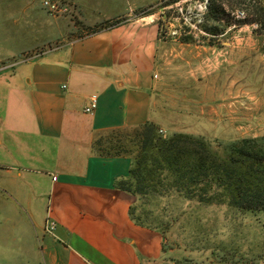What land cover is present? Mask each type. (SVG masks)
Masks as SVG:
<instances>
[{
    "label": "crops",
    "instance_id": "obj_1",
    "mask_svg": "<svg viewBox=\"0 0 264 264\" xmlns=\"http://www.w3.org/2000/svg\"><path fill=\"white\" fill-rule=\"evenodd\" d=\"M72 2L90 25L118 16L104 12L115 0ZM137 17L0 68V256L11 255L13 224L25 249L35 239L26 230L38 233L33 264H158L165 256L162 231L132 219L135 197L117 185L130 158L91 149L109 129L156 124L157 29ZM92 93L97 106L87 113ZM202 126L194 134L215 135Z\"/></svg>",
    "mask_w": 264,
    "mask_h": 264
},
{
    "label": "rangeland",
    "instance_id": "obj_2",
    "mask_svg": "<svg viewBox=\"0 0 264 264\" xmlns=\"http://www.w3.org/2000/svg\"><path fill=\"white\" fill-rule=\"evenodd\" d=\"M53 1L66 9L51 15L41 0H0V8L10 10L8 15L5 10L0 15V68H13L18 61L58 47L68 38L88 34L83 26L92 22L78 15L72 0ZM160 1L115 0L116 6L104 12H118L119 23L138 16L139 22L157 29L154 21L164 11L157 7ZM242 1L238 10L246 11L248 2L264 5V0ZM205 4L181 0L174 8L183 22L175 16L159 34L156 31L152 111L158 132L194 134L203 124L208 129L214 127L215 135L206 137L212 141L264 134V27L243 24L219 37V45L210 46L204 33L196 30ZM152 9L154 13L138 15ZM179 31L193 33L194 40L181 42ZM134 213L164 232L167 251L158 264H263V211L206 204L169 189L161 195L139 197ZM47 223L45 220L44 228ZM13 226L15 230L13 227L9 232L11 255L0 256V264H33L38 233L26 230L35 239L32 245L29 239L25 249L14 238L22 234L18 232L20 225Z\"/></svg>",
    "mask_w": 264,
    "mask_h": 264
},
{
    "label": "trees",
    "instance_id": "obj_3",
    "mask_svg": "<svg viewBox=\"0 0 264 264\" xmlns=\"http://www.w3.org/2000/svg\"><path fill=\"white\" fill-rule=\"evenodd\" d=\"M180 1L159 2L157 7L164 11L154 21L158 34L175 16L183 22L182 15L174 8ZM192 1L206 2L203 19L196 24V30L204 33L202 36L207 38L210 46L219 45V37L243 24L264 27V5L248 2L243 16L238 17L235 11L242 0ZM154 12L152 9L138 15ZM119 22L118 18H113L83 28L91 34ZM177 36L181 42L194 40L191 32L179 31ZM91 149L101 156L125 155L130 158L128 175L118 180L117 185L135 197L129 214L142 226L159 229L134 213L137 199L148 194L161 195L169 189L206 204H226L239 211L264 212V134L212 141L204 135L182 131L161 134L157 124L146 120L99 133L92 140ZM260 259L264 264V239Z\"/></svg>",
    "mask_w": 264,
    "mask_h": 264
},
{
    "label": "built area",
    "instance_id": "obj_4",
    "mask_svg": "<svg viewBox=\"0 0 264 264\" xmlns=\"http://www.w3.org/2000/svg\"><path fill=\"white\" fill-rule=\"evenodd\" d=\"M42 6L51 15H56L60 12H63L66 9V7H63V5H61L60 2L53 1V0H42ZM237 15L238 17H242L243 11H237ZM153 76L155 77L156 75L154 74ZM96 106H97V94L92 93L89 96V101L83 110L87 113H91L96 108ZM159 130L161 131V129ZM54 178L55 177L53 176L52 179ZM46 228L49 231H52L53 224L51 222H48Z\"/></svg>",
    "mask_w": 264,
    "mask_h": 264
}]
</instances>
